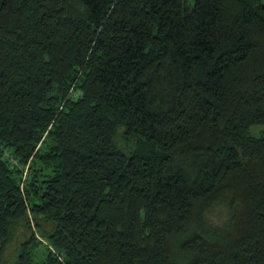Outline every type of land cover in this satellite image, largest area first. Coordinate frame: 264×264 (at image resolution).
<instances>
[{
    "label": "trees",
    "instance_id": "1",
    "mask_svg": "<svg viewBox=\"0 0 264 264\" xmlns=\"http://www.w3.org/2000/svg\"><path fill=\"white\" fill-rule=\"evenodd\" d=\"M0 264H264V0H0Z\"/></svg>",
    "mask_w": 264,
    "mask_h": 264
},
{
    "label": "rangeland",
    "instance_id": "2",
    "mask_svg": "<svg viewBox=\"0 0 264 264\" xmlns=\"http://www.w3.org/2000/svg\"><path fill=\"white\" fill-rule=\"evenodd\" d=\"M187 2H190L191 0H186ZM220 217V211H215L213 214H212V221L216 222L218 220V218Z\"/></svg>",
    "mask_w": 264,
    "mask_h": 264
}]
</instances>
